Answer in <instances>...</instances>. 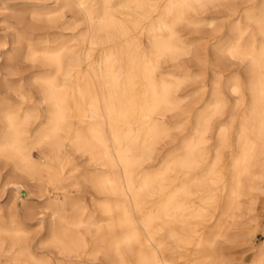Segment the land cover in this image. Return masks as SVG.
<instances>
[{"label":"bare ground","instance_id":"obj_1","mask_svg":"<svg viewBox=\"0 0 264 264\" xmlns=\"http://www.w3.org/2000/svg\"><path fill=\"white\" fill-rule=\"evenodd\" d=\"M0 3L16 97L0 98V181L15 199L0 207V251L9 245L15 264L230 263V243L264 216V0ZM168 114L179 153L155 170ZM72 180L89 184L93 209L68 198ZM33 188L58 221L48 254L34 253L25 226L40 213L26 206ZM246 264H264V242Z\"/></svg>","mask_w":264,"mask_h":264},{"label":"rangeland","instance_id":"obj_2","mask_svg":"<svg viewBox=\"0 0 264 264\" xmlns=\"http://www.w3.org/2000/svg\"><path fill=\"white\" fill-rule=\"evenodd\" d=\"M13 3L18 4V7L24 10L30 9L33 5L44 3L47 0H11ZM1 4V3H0ZM11 19L8 18L7 13L0 9V47L2 42H7L8 46L12 43L14 39V28L11 26ZM7 52V51H4ZM5 64V55L1 58L0 65L2 66V76H0V98H16L15 94L10 89V83H6L3 80V74L6 73L5 68H3V65ZM25 75L28 74L26 71L24 73ZM9 84V85H8ZM23 86L27 88L28 90H31L33 97L40 101L41 94L39 92V88L37 86H28V83L26 81L22 82ZM10 91V92H9ZM9 93V95H8ZM42 112L43 109H42ZM165 122L167 126L170 128V137H165L160 142V152H159V158L154 161V163L151 165L155 170H164L167 166V163L169 160V157H173L178 155L179 148H178V141L181 135L183 134V131L178 127L177 121L178 118L174 114H168L165 117ZM78 158V157H77ZM76 162L79 163L81 166V169L85 170L89 166L87 165V162L85 159L78 158L76 159ZM7 168L4 170V174L8 172ZM70 171V169H69ZM73 174L77 175V172H67V175ZM168 178L165 182V185H170L172 180L176 177L174 173H168ZM3 182L0 181V207L3 209V213L7 214L9 206L14 203V194L11 191L12 187L9 185L7 190L3 188ZM66 192L68 194L69 199H83L85 203L88 205V210L93 209L92 204V196L95 195L91 187H89L88 183H81L79 186H75L74 180L70 182H66ZM39 193L37 189L33 188V191L30 193L28 202L26 203V206L32 208L33 213H39L37 214L38 219H34L32 222L30 220H26L29 223H25V226L30 230V236L29 239L31 241L34 253L37 255L41 254H48L50 252V248H42V243L47 241L49 239L50 231L54 226L57 224V219L54 220V218L51 215V212L46 211L45 209H42V207L48 205V201L46 196L39 197ZM30 201V202H29ZM35 201V202H34ZM259 210L261 212H264V194L259 199L258 202ZM23 209H20V213H23ZM248 213H251L250 205L247 203L243 204V207L241 209V214L247 216ZM61 214H70V206L66 205L64 210L61 211ZM212 214V215H211ZM207 219V222L205 223V226L212 227L214 226L216 215L213 212V209H211L205 216ZM213 218V219H212ZM244 219H242V222L240 223V226H244ZM262 228V229H261ZM35 229V230H34ZM264 216L260 221V227L258 228V231L254 236L247 237L243 240H235L230 243L229 246V252H230V263L228 264H246L251 258H253L262 243L264 242ZM49 236V237H48ZM90 239L91 237L88 236ZM9 245H5V250L0 251V264H15L14 258L15 254L12 251H8ZM53 260V264H63L64 258L61 255L53 256L51 257Z\"/></svg>","mask_w":264,"mask_h":264}]
</instances>
